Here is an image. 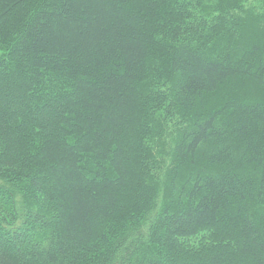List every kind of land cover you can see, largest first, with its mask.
I'll use <instances>...</instances> for the list:
<instances>
[{"label":"trees","instance_id":"16d2710c","mask_svg":"<svg viewBox=\"0 0 264 264\" xmlns=\"http://www.w3.org/2000/svg\"><path fill=\"white\" fill-rule=\"evenodd\" d=\"M0 50V264H264V0H0Z\"/></svg>","mask_w":264,"mask_h":264},{"label":"rangeland","instance_id":"374dc122","mask_svg":"<svg viewBox=\"0 0 264 264\" xmlns=\"http://www.w3.org/2000/svg\"><path fill=\"white\" fill-rule=\"evenodd\" d=\"M201 16V14H200ZM2 51L0 50V56L2 55ZM157 67V66H156ZM158 73L162 74L163 73V68H160ZM155 77V76H154ZM160 76L157 75L156 78H159ZM159 83H158V86L156 87L157 90H162V91H165V92H169L170 90V84L167 80V77L165 76L164 78H161L160 80H158ZM154 79L150 82V84H148V89L154 87ZM263 88L262 86H259V85H255V84H252V83H243V84H240L237 86V88L234 87L233 91L234 93L237 92V90L239 89H242L244 91H248L249 90H253V89H261ZM160 119H163L164 121V124L166 126V132L161 136V138L157 139L156 141L152 140L151 141V146L153 147L154 149V152H155V148L154 146L156 145L160 151V153L164 156L165 160L167 161L168 159V156H167V153L168 151H170L171 147H172V140L174 139V137L177 135V131H175L176 129L179 130L182 126L178 123H180V119L177 118V116L173 117L172 119H166V116L164 114L163 111H160L157 115ZM158 160H162L161 159V156H159L157 158ZM157 161V160H156ZM159 162V161H157Z\"/></svg>","mask_w":264,"mask_h":264}]
</instances>
